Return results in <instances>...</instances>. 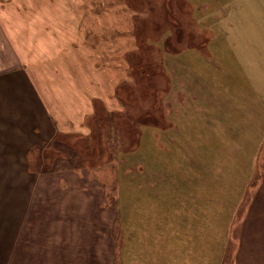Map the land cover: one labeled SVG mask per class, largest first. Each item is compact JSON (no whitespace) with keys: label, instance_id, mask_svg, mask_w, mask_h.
Masks as SVG:
<instances>
[{"label":"crops","instance_id":"0c3cea01","mask_svg":"<svg viewBox=\"0 0 264 264\" xmlns=\"http://www.w3.org/2000/svg\"><path fill=\"white\" fill-rule=\"evenodd\" d=\"M43 3L49 6L33 0H0V10L94 8L86 1L70 0L64 6L55 0ZM259 3L262 7L264 0ZM240 4L247 7L242 0ZM235 6L231 0L193 2L192 46L196 48L192 55L196 66L192 74L204 73V67L212 63L211 54L204 49L215 37L214 25L221 23L228 40L249 41L246 20L240 18ZM195 10L201 16V11H210V17H198ZM81 21L79 16L71 24L74 30L64 52L80 51L84 56L89 28ZM257 23L260 27L259 20ZM129 35L122 36L121 42L136 41ZM17 36L0 20V264H264V178L258 192L250 195L233 193L235 183L225 178L230 196L224 211L217 214L207 204H202L201 210L200 186L210 187L215 181L214 177L201 181L198 166L205 160L210 173L208 162L213 163V157L209 149L200 151L193 132H185L180 144L173 138L178 124L182 126L181 116L172 119L169 128L157 130L159 136L152 133L154 138H163L168 132L171 136L165 137V143L159 138L160 147L154 146L159 157L146 163L143 177H115V159L110 164L96 161L94 166L89 161L78 167L64 163L66 156L51 150L53 143L61 139L71 146L72 140L87 138L92 98L105 99L108 94L112 98L113 92L91 94L88 77L80 76L75 86L72 80L65 84L69 89L64 86V96L58 94L59 86L53 97L42 94L27 68ZM252 38L260 40L259 36ZM177 70L182 73L179 66ZM196 84L191 85L192 90ZM179 86L186 84L181 81L163 92L166 96L174 88L176 96L178 92V97L164 98L168 108L175 101V111L167 112L170 119L177 113L176 107L184 108L187 100ZM200 95L194 94L191 102L198 101ZM235 121L241 130L230 134L245 139L264 137L262 128V133L254 132L257 135L248 133L245 113ZM52 162L59 165L52 166ZM108 168L113 170L111 177H105ZM183 169L187 177H182ZM204 201L214 203L210 198ZM243 201L244 205L233 207L232 202Z\"/></svg>","mask_w":264,"mask_h":264},{"label":"rangeland","instance_id":"374dc122","mask_svg":"<svg viewBox=\"0 0 264 264\" xmlns=\"http://www.w3.org/2000/svg\"><path fill=\"white\" fill-rule=\"evenodd\" d=\"M33 1L42 7L48 5L43 3L47 0ZM55 1L64 6L70 0ZM73 1L93 3L94 8L0 10L2 26L12 34L18 33L27 68L42 94L49 93L53 97L55 88H63L70 80L75 86L80 76L88 77L91 94L97 91L101 96L104 92H113L112 98L111 94L105 96L107 100L92 98L93 113L87 120V138L72 140L71 146L57 139L51 150L64 154L67 158L64 163L73 167L87 161L93 166L96 161L110 164L115 159V177H143L146 163L159 157L158 149L154 148L160 147L159 138L165 143V137L171 136L168 132L163 138H154L152 133L159 136L157 130L169 128L175 118L181 116L182 126L178 124L179 130L172 132L173 138L180 144L185 132H193L198 136L196 141H199L200 151L209 149L213 163L217 162L214 166L208 162V169L213 171L216 166L214 175L211 170L208 173L205 160L198 166L201 181L212 177L215 181L210 187L200 186L201 210L202 204L205 207L207 204L217 214L224 211L225 200L228 203L230 196L226 192L228 186H225L228 179L235 183L231 187L233 193L250 195L258 192L256 189L264 178V137L245 139L230 133L241 130L235 119L241 120L244 113L249 134L257 135L262 133L261 128L264 129V72L260 71L264 68L260 64L264 65V5L260 7L259 3L263 0H242L246 8L240 7L241 0H231L236 2L235 11L240 12V18L246 20L249 41L228 40L223 35L221 23L214 25L215 37L204 49L213 60L204 67L202 74H192L193 66H196L192 55V49L196 48L192 46L195 29L192 7L196 0ZM116 4L121 6L117 8ZM194 13L201 18L210 17V11H201L203 16L197 10ZM79 16L82 25L89 28L87 48L82 50L84 56L80 51H63L74 30L71 24ZM125 34H130L136 41L121 42ZM257 36L260 40L255 41L252 37ZM248 54L252 57L244 58ZM178 66L182 73H178ZM197 71H201V67ZM181 81L186 84L184 88L179 87L187 100L184 108L176 107L177 113L171 114L170 119L167 112L175 111V101L168 108L164 98L178 97V92L177 96L176 88L167 96L163 92L167 87L170 90V87L180 85ZM196 83L198 87L192 90L191 85L196 86ZM65 87L59 90L60 96H64ZM196 92L201 93L200 98L191 102ZM229 149L233 150L232 154ZM51 164L59 165L57 162ZM112 172L108 168L105 177H111ZM181 174L187 177L185 169ZM207 198L214 203L204 201ZM232 204L234 207L245 202Z\"/></svg>","mask_w":264,"mask_h":264}]
</instances>
